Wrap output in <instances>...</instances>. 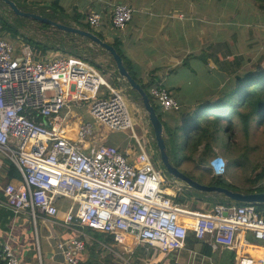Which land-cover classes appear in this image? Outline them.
Instances as JSON below:
<instances>
[{
  "label": "built area",
  "instance_id": "1",
  "mask_svg": "<svg viewBox=\"0 0 264 264\" xmlns=\"http://www.w3.org/2000/svg\"><path fill=\"white\" fill-rule=\"evenodd\" d=\"M133 11L125 3L110 4V24L124 28ZM87 21L99 28L102 13L90 11ZM5 36L0 33V156L17 166L21 180L4 184L0 206L15 214L26 211L35 224L41 215L57 218V201L66 198L70 207L61 219L65 226L122 232L167 252L185 248L189 232L212 249L230 250L248 245L245 237L239 245L238 235L250 232L260 241L259 256L243 255L237 263L264 264V211L254 203L217 202L204 212L166 195L162 172L152 163L147 142L134 131L126 89L108 83L97 67L101 65L75 54L41 55L29 43L15 45ZM102 86L106 92L101 95ZM149 92L163 111L178 107L165 87L154 85ZM79 103L88 106L91 119L69 130L63 111ZM99 125L130 129L138 146L135 159L128 160L114 145L97 142ZM217 158L225 160L213 156L207 168L222 175L226 163L217 173ZM0 246L2 264H22L11 242ZM56 248L67 264H79L87 246L85 239L73 236L59 240ZM111 264L133 263L116 254Z\"/></svg>",
  "mask_w": 264,
  "mask_h": 264
},
{
  "label": "crops",
  "instance_id": "2",
  "mask_svg": "<svg viewBox=\"0 0 264 264\" xmlns=\"http://www.w3.org/2000/svg\"><path fill=\"white\" fill-rule=\"evenodd\" d=\"M38 1L39 3L33 5V12L41 14L39 10L44 2ZM48 1L45 2L49 3ZM78 1L80 12L94 10L91 3L81 4L80 0ZM75 3L77 0H68L67 9L74 7ZM98 3L96 5L100 6ZM109 6L110 4L108 8ZM108 8L104 6L102 10L97 8L94 10L102 13L101 11L106 9L101 25L96 29L102 34L99 37L115 47L127 71L131 76L134 75L140 84H145L148 91L152 86L160 85L177 99L178 107L175 109L163 111L159 106L172 126L180 124L181 116L183 119L189 115L194 116V111L199 105L210 102L215 104L217 100H223L224 92L232 88L234 86L232 83L237 82L238 76L241 77L248 69L259 71L264 68V12L252 8L248 2L233 0L224 1L220 5L213 0H154L150 3L141 0L138 6L132 7L134 11L131 19L122 29L112 27ZM71 24L78 26L73 20ZM79 38L82 39L80 36ZM86 40L78 43L84 49L89 47L96 54L93 58L95 62L106 68L107 74L114 77L119 87L126 89L125 93L132 101L135 123L142 127L143 135L146 134L149 138L144 141L149 143L150 140L154 146V141L151 140L152 128L144 123L147 113L141 98L135 97L127 83L116 79V66L111 55L98 44ZM58 47L49 48L44 53L40 50L38 52L40 51L41 55L55 56L61 50ZM105 90L102 86L100 94L106 92ZM154 101L156 102L155 99ZM72 109H78L84 118L82 121L91 119L86 104L72 105L63 111L68 117L70 129L76 130L78 124L82 122L70 119L75 114L71 113ZM168 112L171 113L170 116H167ZM96 127L99 135V138L95 139L97 142L114 145L127 156L128 160L135 159L138 146L127 130H109L100 125ZM202 147L203 144H200L197 150L193 151L196 153L195 159L198 158L196 164L206 170V175L203 176L206 179L211 173L207 172L209 169L204 163L199 162L198 154ZM215 149L214 145L213 150ZM179 162H184V159ZM11 164L17 170L15 175L14 171H10ZM192 169L199 170L196 165ZM164 178L168 183L163 185L164 192L172 198L179 192L189 190L188 186L179 181H174L170 177ZM192 178L198 180L195 176ZM20 180L21 175L17 166L0 156V199L4 197L2 188L6 182ZM187 205L192 209L189 203ZM192 206L193 210L204 212L212 208L205 200H198ZM59 210L57 218L41 215L34 224L26 211L15 214L6 206H0V242H11L22 264H67L58 253L56 244L61 239L78 236L86 240V251L79 255L80 262L84 261L89 254V245L95 238L86 231V228L62 224L61 219L66 211ZM115 237V242L97 241L101 255L106 260L104 264H111L116 254L131 259L133 252L140 245H146L134 236L122 232H118ZM244 237L248 240V245L243 244L241 248L234 249V264H238L239 258L243 255L259 256L260 241L250 232H241L238 235L239 245ZM151 246L161 250L155 245ZM226 249L228 248L212 249L214 255L206 256L198 250L185 247L176 251L177 260L179 264H219L221 252Z\"/></svg>",
  "mask_w": 264,
  "mask_h": 264
},
{
  "label": "trees",
  "instance_id": "3",
  "mask_svg": "<svg viewBox=\"0 0 264 264\" xmlns=\"http://www.w3.org/2000/svg\"><path fill=\"white\" fill-rule=\"evenodd\" d=\"M16 4H20L23 1L22 0H14ZM34 2H38L37 0H33ZM81 4L84 3H91V6L94 7V10H102L104 6L108 8V4H115V3H124L127 2L130 4V6H138L140 4L141 0H81ZM154 0H146L147 3H150ZM230 1L233 2V0H213V2H216L217 4H223V2ZM240 1V0H237ZM249 3V6L252 5V8H257L260 11L264 12V0H241ZM49 7H46L45 5H41L39 12L47 16L53 20L59 21L64 23V17L68 16L73 20L79 27L83 29H88L98 36H102L101 33L95 31L92 29V27L89 25L87 21V16L89 12L87 11H79V2L75 3L74 7L68 8V10H71L72 14H68L67 12V2L68 0H49L48 1ZM65 2V3H64ZM103 4L102 6L96 5ZM0 3H3L0 1ZM257 3V4H255ZM234 7V6H232ZM102 19L105 16L106 9L104 11H101ZM12 13H14L12 11ZM14 15V14H13ZM16 15V14H15ZM36 22V21H35ZM39 23L40 27L43 28H51L50 25L43 23V22H36ZM11 30L12 34L11 36H16L17 31L15 27L12 25H9V22L4 19L2 16H0V30L5 29ZM55 36L58 37L57 43H62L63 45H69L70 49L69 52H72V54H75L77 56H85L87 60H89L92 64L98 65L95 60L93 59L96 55L89 47L88 49H84V47L78 43L79 35L72 34L69 32H62L57 28H54ZM7 31V30H6ZM64 36V37H63ZM77 36V37H76ZM27 43H29L36 51L40 50L41 52H45L43 49L47 50L45 44L41 42H37L32 39H27ZM52 46V45H51ZM55 47H58V44L54 45ZM43 47V48H41ZM46 47V48H45ZM60 47V46H59ZM58 47V48H59ZM52 48H54L52 46ZM61 48V47H60ZM39 51V52H40ZM89 52V54L92 56L89 57L85 52ZM133 78L134 75H132ZM238 81L233 82L234 86L224 92L222 95L223 100H217L215 104H210L209 106H214L216 104H219L218 106H223L221 110H217L214 112V115L217 114V116L213 119L210 117H207L211 115L213 111H211L210 108L206 107L208 104L199 105L197 108L199 109L194 113L193 121L191 123H186L183 128V139L181 140L179 131L177 130L176 126H172L171 122L163 120L161 118L160 113V107L157 102L153 100V97L150 95V92L148 91V88L146 89L145 84H141V86L144 88V90L147 92L150 101L152 105L154 106L156 112L158 113V116L160 120L163 123V130H164V139L165 143L167 145V154L169 155V151H172L173 158L176 156L173 153L175 148L180 151L182 149L183 145H187L190 142V139L192 140L193 149L197 150L198 146L200 144H203V147L201 151L198 154L199 162L204 160L205 156L212 153L213 146L216 143V141L219 139V132L225 131L226 134H228V138L230 139L231 135V126L233 119L230 120L231 117V110L229 109L228 105L230 104V98L236 97L238 100V103L240 106L245 108L244 111H236V114L239 116L238 120L242 124L245 132L249 131L250 120L253 121L252 114L257 113L258 114V120L256 121L257 125H262L264 123V68L259 71H253L248 69L245 74H242V76H238ZM136 79V78H135ZM140 82V81H139ZM141 83V82H140ZM135 94V97H139V95L136 93L135 90H130ZM221 98V99H222ZM177 100V99H176ZM217 106V107H218ZM200 111V112H199ZM165 114V113H164ZM207 115V116H206ZM211 119V120H210ZM206 120V121H205ZM187 121V120H185ZM207 137L206 140H203V134ZM230 141H227V146H229ZM187 158L186 156H180V159L177 161H181L183 159ZM176 161V162H177ZM177 164V163H176ZM235 165H238L237 163H234ZM261 168V167H260ZM257 169V166L254 167V170ZM10 171H14L13 175H15V172L17 171L14 165L11 164ZM226 171V170H225ZM208 173H211V176L208 178L201 180L198 179V181L207 183V184H218L221 186H227L226 184L227 180L224 177V174L222 175H213L211 170H207ZM253 185L245 190L244 192H252V191H263L264 190V167H262L259 171H257L253 176L249 178ZM258 184V185H257ZM230 188V187H229ZM208 195V196H206ZM176 202L184 203V204H190V206L193 209L192 204H196L198 200H205L207 202V205L210 207L213 206L217 202H225V203H231L229 198L225 197L224 195L215 194V195H209L204 192H200L197 190H194L192 188H189L186 192H179L176 194L173 198ZM235 203H242V202H235ZM256 209L258 211H264V203H254ZM86 231L93 235L95 238L92 240L91 245H89V254L88 257L84 260L79 262V264H104L106 261L103 259V256L101 255V248H99L97 241H103V242H115L116 237L114 233L110 232H99L96 230H93L92 228L86 227ZM186 245H188L190 248L198 250L201 254L206 256H213L214 252L212 251L211 247L203 240V239H197L192 232H189L186 238ZM150 248H155L151 246L150 244L146 245H140L132 254L131 260L133 264H179L175 262L173 259L172 261H168L167 251H161L157 248H155V251H150ZM165 252V253H164ZM235 252L234 250H223L221 252V260L219 261V264H234V257ZM2 251L0 248V264H2Z\"/></svg>",
  "mask_w": 264,
  "mask_h": 264
},
{
  "label": "rangeland",
  "instance_id": "4",
  "mask_svg": "<svg viewBox=\"0 0 264 264\" xmlns=\"http://www.w3.org/2000/svg\"><path fill=\"white\" fill-rule=\"evenodd\" d=\"M22 1L23 2L21 4L18 3L17 6H19L24 11H30V12H33V10H34L33 5L36 3H39L38 0H37L38 2H34L33 0H22ZM45 1L46 0H43L44 3L42 5L49 7V6H47L48 3ZM77 2H79V1L77 0ZM80 2H82V1L80 0ZM90 11H92V10H90ZM67 12H68V14H70L71 10L67 9ZM13 14L14 13H12V10H11L9 5H7L5 3H0V16H2L4 19H6L9 22V25H12L13 27H15L17 34H20V36H11L12 32H11V30H8L7 28L5 30L1 29L0 33H2V35L5 34L6 35L5 37H7L9 40L13 41L15 43V45L26 44L27 39H32V40H35L37 42H41V43L45 44L48 49L52 48V46L55 47L54 45L58 44L61 47V50L59 51L60 55L69 53V49H70L69 45H63L60 42L57 43L58 37L55 36L54 34H52L53 32H55L54 27L43 28V27L39 26V23H36L39 21H36L32 18L23 17V16H19V15H15V14L13 15ZM71 22H72L71 18H69L68 16L64 17V23L73 25V24H71ZM92 29H94L96 31L95 28H92ZM78 39H79V41L85 42V41H87L86 39H88V38L82 37V39H80L78 37ZM41 48H43V47H41ZM43 50L45 52H47L45 49H43ZM64 51H66V52H64ZM85 53L89 57L92 58V56L89 54L88 51ZM60 55H58V56H60ZM97 67H98L100 73L103 75V77L108 81V83H110L113 87L118 89L119 85H117V81L115 79H113L114 77L111 75H108L107 72L104 69H102L101 67H99V66H97ZM124 97H125V99L127 98L125 101H126L127 108H128V111H129V114H130V117H131V120L133 123L134 131L136 132V134L138 135V137L141 140L144 141V139H149V138H147L146 134L143 135L142 127L140 125H138L137 123H135V115H134L135 113L132 110V108H133L132 101L129 98V96L126 95L125 92H124ZM153 100H154V98H153ZM229 103L230 104L228 105V107L231 110V117L229 119L230 120L233 119L232 126H231L230 139L228 138V134H226L225 131L221 130L219 132V139L214 144L216 149L213 150L214 151L213 153H215V155H213V153H211L210 155L205 156L204 160H202L200 163H204L207 166L208 160L211 157L216 156V155L224 157V159H226V160H224L225 163L228 161L227 166L225 168L226 171L224 174V177L227 180L226 184L229 185V187L233 190L245 191L253 185V183L251 182V180L249 178L251 176H253L257 171H259L262 167H264V123L262 125H257L256 121L258 120V114L254 113V114H252L253 121L250 120L251 127L249 128L248 132H245L242 124L238 120L239 116L236 114V111H244L245 108H243L242 106L239 105L236 97H231ZM210 104H212V103L210 102L206 107L210 108L211 111H213V112L211 113V115H209V116L206 115V116L213 119L218 114L217 113L214 115L216 108H217V110H221L223 108V106H218L219 104H216L214 106H209ZM199 109L197 108V110H195L194 113L196 111H198ZM73 112H75V114H73V116H71V118H70L71 120L77 119V120L82 121L84 119L81 116V114L78 112V109H72L71 113H73ZM160 113H161V118L163 120H165L163 111L160 110ZM170 115H171V113L168 112L167 116H170ZM183 117H184V115H183ZM186 117L187 118L183 119L181 116V120L179 121L180 124L179 125L176 124V128L179 131L178 133L180 134L181 140L183 139L182 135H183V128H184L185 124L191 123L193 121L194 116L189 115ZM166 118H168V117H166ZM185 120H187V121H185ZM127 131L130 134V136H132L130 129H128ZM202 134H203V140H206L207 137L204 136V133H202ZM164 135L165 134L163 131V136ZM94 137H95V139L99 138V135L97 134V132H95ZM151 140H153V139H151ZM228 140L230 141L229 146H227ZM149 143L151 144L150 140H149ZM149 143H146V146H147L148 152L151 155L152 163L154 164L155 167H157L158 169L161 170L162 175L164 177H169L170 175L168 173H166V171L163 170L162 165L159 162V152L157 150L155 142H154V146L150 145ZM193 150L194 149H193V145H192V140L190 139L189 144L183 145L182 149L180 151H178L175 148L173 153L175 154L176 159L173 158L172 151H169V153H170L169 154V160L173 164L177 163L180 170L183 171L184 173H186L187 175H189L191 177L195 176L197 179L204 180L205 177H203V176L206 175V170L201 169L198 166L199 164H196L198 162V158L195 159L196 153ZM180 156H186L187 158H185L184 162L181 163V162L177 161L180 159ZM234 163H237L238 165H235ZM195 165H196V168L199 169L198 171L195 169L194 170L192 169ZM256 166H257V169L254 170V167H256ZM164 184H168V183L165 182V183H163V185ZM61 202L63 203V206H62ZM57 205L59 206V209H61L62 211H67L70 207V201L66 198H60L57 201ZM73 211H75V210H73ZM186 247L190 248L188 245H186ZM155 250H156L155 248H150V251H155ZM167 254H169L168 259H167L168 261H172L174 259L175 262L178 263L176 252L171 251V252H167ZM211 260L214 263V259L212 258Z\"/></svg>",
  "mask_w": 264,
  "mask_h": 264
},
{
  "label": "water",
  "instance_id": "5",
  "mask_svg": "<svg viewBox=\"0 0 264 264\" xmlns=\"http://www.w3.org/2000/svg\"><path fill=\"white\" fill-rule=\"evenodd\" d=\"M0 1L9 5L11 10L16 15L32 18L36 21L46 23L51 27L59 29L62 32H69L79 35L80 37L88 38L91 43L98 44L103 50L111 55L116 66L117 80L122 83H127L128 87L135 90L141 98L143 108L147 113L144 123L152 128L153 135H151V138L156 144L160 161L164 167V171H166V173L170 175L169 177L172 180L179 181L189 188L204 192L209 195H224L233 202L258 204L264 203V190L244 192L233 190L227 186H221L218 184H207L192 178L191 176L181 171L175 164L170 162L169 155L167 154V145L163 136V123L160 120L154 106L152 105L147 92L144 90L141 84L127 71L125 65L123 64L121 55L116 51L115 47L112 44L102 40L97 34L88 29H83L76 25H70L53 20L37 12L24 11L19 6H17L14 0Z\"/></svg>",
  "mask_w": 264,
  "mask_h": 264
},
{
  "label": "clouds",
  "instance_id": "6",
  "mask_svg": "<svg viewBox=\"0 0 264 264\" xmlns=\"http://www.w3.org/2000/svg\"><path fill=\"white\" fill-rule=\"evenodd\" d=\"M223 165H224V160L222 158H217L216 161H213V167L215 168V171L217 173L223 171Z\"/></svg>",
  "mask_w": 264,
  "mask_h": 264
},
{
  "label": "flooded vegetation",
  "instance_id": "7",
  "mask_svg": "<svg viewBox=\"0 0 264 264\" xmlns=\"http://www.w3.org/2000/svg\"><path fill=\"white\" fill-rule=\"evenodd\" d=\"M159 162H160V164L162 165V163H161V161H160V158H159ZM226 164H227V162H226ZM226 166H227V165H226ZM162 168H163V170H164L163 165H162ZM163 178H164V176H163ZM164 180H165V178H164Z\"/></svg>",
  "mask_w": 264,
  "mask_h": 264
},
{
  "label": "bare ground",
  "instance_id": "8",
  "mask_svg": "<svg viewBox=\"0 0 264 264\" xmlns=\"http://www.w3.org/2000/svg\"><path fill=\"white\" fill-rule=\"evenodd\" d=\"M126 99H127V98H126ZM126 99H125V100H126ZM69 130H72V129H69ZM73 130H75V129H73ZM150 145H151V144H150ZM155 161H156V160H155ZM167 191H168V190H167ZM231 203H232V202H231Z\"/></svg>",
  "mask_w": 264,
  "mask_h": 264
}]
</instances>
